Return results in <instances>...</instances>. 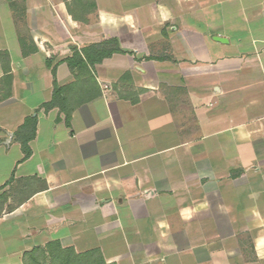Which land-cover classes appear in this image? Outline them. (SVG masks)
<instances>
[{"label":"crops","instance_id":"obj_1","mask_svg":"<svg viewBox=\"0 0 264 264\" xmlns=\"http://www.w3.org/2000/svg\"><path fill=\"white\" fill-rule=\"evenodd\" d=\"M53 240L264 264V0H0V264Z\"/></svg>","mask_w":264,"mask_h":264},{"label":"trees","instance_id":"obj_2","mask_svg":"<svg viewBox=\"0 0 264 264\" xmlns=\"http://www.w3.org/2000/svg\"><path fill=\"white\" fill-rule=\"evenodd\" d=\"M118 50L119 48H115ZM112 50L100 52L98 60H101L104 56L110 55ZM71 63V60L69 61ZM58 89H55V93ZM55 102H50L45 105V108L54 106ZM68 118V117H67ZM30 129L29 134H24L23 137H19L18 140L21 143L24 157L29 155V148L27 145L35 134L36 120L34 117L27 118L23 127L20 129ZM23 264H114L107 263L98 249H90L83 252H76L73 247H63L58 240L47 242L44 246L33 248L27 251L23 255Z\"/></svg>","mask_w":264,"mask_h":264},{"label":"water","instance_id":"obj_3","mask_svg":"<svg viewBox=\"0 0 264 264\" xmlns=\"http://www.w3.org/2000/svg\"><path fill=\"white\" fill-rule=\"evenodd\" d=\"M216 40H219V41H221V42H223V41H225L226 39H224V38H221V37H217V36H215L214 37Z\"/></svg>","mask_w":264,"mask_h":264}]
</instances>
